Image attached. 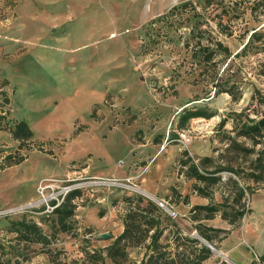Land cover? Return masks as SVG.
<instances>
[{"label":"rangeland","instance_id":"rangeland-1","mask_svg":"<svg viewBox=\"0 0 264 264\" xmlns=\"http://www.w3.org/2000/svg\"><path fill=\"white\" fill-rule=\"evenodd\" d=\"M235 1L240 3L239 18H228L227 14L219 18L222 10L229 11V16L234 15V9L229 8L235 6ZM204 2L0 0V103L2 91L9 99L8 106L0 107L1 122L3 126H10L12 121H24L33 133L32 142L20 143L12 141L7 130L0 131V165H8L19 157L27 160L22 161L21 166L0 170V264H50L45 249L58 251L60 261L75 262L82 260L83 248L87 245L90 249L109 246L113 236L108 234V238H102L109 230V213L114 211L124 216L123 198L126 196L150 200L139 185L138 177L153 158L136 162L139 169L127 178L106 176L115 168L120 172L129 165L130 160L125 155L130 142L135 145L153 140L164 149L178 145L180 155L187 151L195 163L203 157H213L235 168V173L220 174L221 183L206 187L204 182L186 177V168H180L177 163L179 155L169 170L170 175L178 178L174 182L176 188L170 189L167 201L170 205L183 200L178 190L181 187L210 205L220 204L231 191L227 179L232 178L250 189L245 191L239 208L246 214L250 201L253 215L262 216L264 192L253 193L264 187V181L256 184L246 176L260 146L246 156L240 151L226 150L229 139L224 136L234 138L233 128H240L241 122L246 120L245 116L235 117V113L244 110L249 118L258 120L264 112V106L256 100L250 103L255 89L264 94V0H212L208 6ZM183 4L187 7L182 9ZM251 7L256 8L254 16L250 14ZM173 8L179 9L173 11ZM53 15L64 19L58 28L47 27L53 23ZM40 25L45 28L41 30ZM49 28L56 29L53 34L56 39L41 36V31ZM253 32L263 37L253 40L245 52H241ZM49 33H53L52 30ZM217 40L232 53L228 60L221 54L216 59L220 73L226 69L224 78L236 81L242 91L237 102L225 93L214 96L212 77L202 72L198 64L201 56L191 57V51L199 50L196 42L212 49ZM237 53L239 56L234 57ZM184 109H199L215 116L192 119L180 128L178 120ZM223 118L227 119L223 128L227 133L217 131ZM183 131L190 135L187 144L178 141ZM237 140L251 146L249 139ZM66 146H69L68 159L75 156L79 162L68 164L61 178L45 177L52 168L62 164ZM5 157L10 159L5 160ZM93 164L102 167L99 170L102 177H96ZM35 166L37 172H33ZM38 180L51 185L44 191L45 200L37 186L34 192L30 191ZM194 186L207 190L209 196L203 197ZM67 187L79 192L74 199L77 202L74 230L58 233L56 240L45 249L32 245L31 251L26 252L31 258L23 261L16 256L23 245H16L14 235L7 232L9 221L25 216L50 234L49 220L55 217L47 205L55 204V197L60 201ZM95 206L98 214L103 212L102 216L107 217L99 226L84 222L83 209ZM194 216L198 220H193ZM217 217L218 214L214 219ZM189 218L193 223L177 218L182 225L178 234L173 227L168 228L171 234L166 252L173 255L176 264H194L199 247L187 240L197 239L210 250L202 264H225L220 263V260L226 261L220 241L226 234L210 231L212 241L207 242L210 248L195 230L198 226L195 223L205 220L204 213ZM144 252V245L129 248L122 264H141ZM105 264L112 263L106 260Z\"/></svg>","mask_w":264,"mask_h":264},{"label":"trees","instance_id":"trees-1","mask_svg":"<svg viewBox=\"0 0 264 264\" xmlns=\"http://www.w3.org/2000/svg\"><path fill=\"white\" fill-rule=\"evenodd\" d=\"M224 2L225 0H220ZM231 1V0H228ZM212 0H205V5H210ZM237 1H235L236 3ZM240 3H236L235 6L229 8L234 9V15L229 16V11L222 10L220 17L227 14L228 18H239L240 14L237 10L239 9ZM187 4H183L181 8H186ZM179 8H173V11ZM256 8H250V14L254 16V11ZM198 25H196L197 27ZM191 38H193V31L190 33ZM199 35V34H198ZM228 35V34H226ZM257 32L250 34L248 41L243 45L241 52H245V49L249 43L253 42L255 39L262 38ZM199 48L198 52L191 51V57L197 58V55L201 56L202 61H198L200 67H202V72L210 73L213 85L214 96H218L222 93L229 95L233 102H237L241 96L242 91L240 90L236 81L224 78L226 69L220 73L219 66L220 63L216 59L218 54H221L225 60L232 57V53L228 47L224 46L220 41H216L213 48H208L209 46H203L199 44V41L195 43ZM185 47L188 48V42L185 43ZM238 57L237 53L234 57ZM223 61V60H222ZM197 64V65H198ZM228 66V65H227ZM226 66V67H227ZM228 72V71H227ZM6 84V81L2 82ZM3 97L2 105H9V99L4 91L1 92ZM257 102V104L264 106V94L255 89L250 98V103ZM214 113H208L199 109H184L182 114L179 116L178 127L185 126L190 120L196 118L210 119L214 117ZM235 117L239 118L245 116V122H241L240 128H233L235 133L234 138H229L224 136L228 140V145L226 150L240 151L246 156H250L255 152V147L260 146V151L257 152L256 157L250 161L251 170L246 174L247 178L254 183H259L264 181V112L260 119L255 120L249 118L248 115L244 114V110L240 113H235ZM3 116H0V131L7 130L13 140L19 141L20 143H29L33 140V133L29 126L24 121H12L10 126H3L2 121ZM227 119L223 118L219 122L218 130H224V126ZM216 131V134H218ZM238 138L249 139L251 146L247 147L245 143L239 142ZM5 160L10 159L5 157ZM24 161L23 157H19L13 162H8V165H0V170L12 165H18ZM180 168H186V177L189 179H194L196 181L204 182L206 187L214 186L221 183L222 178L220 174L222 172L235 173V168L230 165H224L217 158L213 157H203L199 159L198 163L189 157L187 151H183L180 158L177 161ZM227 184L231 186V191L227 197L223 198L222 202L217 205H206V206H194L191 208V215H196L200 212L204 213L205 220L213 219L215 215L220 214V217L227 221L230 225L238 224V222L245 215L241 202L245 198V191H250L249 186H240L239 183L232 178L227 179ZM195 191L200 193L203 197H208L209 194L207 190L194 186ZM79 192L73 190L67 193L63 201L59 206L55 207L51 211V215L55 218L49 220V228L51 230L50 234L43 232L40 225L34 220H28L25 216L15 221H9V227L7 232L14 235L13 241L16 245H23V248L19 250L16 256H19L23 261H28L31 255L26 253L28 250L31 251L32 245H40L43 249L50 246L57 238L58 233H68L74 230V212L76 209V204L73 202L77 198ZM188 196L183 198V203H188ZM230 198L232 201L230 202ZM126 203L125 214L122 218L123 220V232L117 236L112 243L103 249H90L89 245L83 248L84 257L80 261L75 262H65L60 261V253L58 251H49L45 249L46 253L49 255L50 264H105L106 260L110 261L112 264H122L125 262L128 256V249L139 247L144 245L145 252L141 259V264H176L177 261L173 255L166 252V248L169 247L168 238L170 236V230L166 232V229L173 227L174 233H180L179 228L175 224L171 216L163 211L158 205L150 200H145L141 196H126L123 198ZM54 205V204H53ZM52 205V206H53ZM240 205V206H238ZM44 208H41L43 211ZM102 216L103 212H99ZM193 220H198L196 216L192 218ZM198 235L206 242L211 243L212 237L208 234L211 232H219L227 234L224 230L214 229L211 227H206L202 224H198L196 227ZM148 241V242H147ZM187 241L192 242L194 245H198V254L194 258V264H202L209 254L210 250L202 245L197 239H188ZM147 242V243H146ZM146 243V244H145ZM104 253V254H103ZM183 261V260H182Z\"/></svg>","mask_w":264,"mask_h":264},{"label":"crops","instance_id":"crops-1","mask_svg":"<svg viewBox=\"0 0 264 264\" xmlns=\"http://www.w3.org/2000/svg\"><path fill=\"white\" fill-rule=\"evenodd\" d=\"M51 17H53V20H51L53 21V23L48 24L47 27L54 25L55 28H58V26L60 25L59 22H61L62 19H59V15H53ZM56 18H58V20H56ZM44 19L45 18H43L42 20L39 19V21L41 22ZM62 22H64V19L62 20ZM44 28L45 27L43 25H40L41 30ZM50 30H52L53 33H49ZM41 32L43 33L41 34V36L46 35V37H48L49 39H56L53 38V36H56V34L53 35L56 32V29L54 30L49 28L47 31L45 30ZM63 36L64 35H62V37ZM160 145L161 143L155 142L153 140H143L142 142H139L135 145H133L132 142L128 143V146H126L127 150L125 156L127 160H130L129 165L127 166L126 163L125 167H127L120 172L117 170L118 168H115L109 173H107L110 175L106 176H112L114 178L119 179L127 178L129 174L135 173L139 169V167H136L135 165L136 162H143L149 158H153L151 163L147 164L144 173H142L138 177V183L142 187L144 193L147 194L148 198L152 200L156 205H158L157 201H161L164 203L165 207L160 208L166 213L172 212L173 217L175 219L174 222L177 227L179 226L178 228H180L182 227V225L179 223V220L177 218H185L193 223V220L189 218V216L191 215V208L194 206H206L208 205V202L206 200L198 199L197 196L192 195V191H189L187 188L182 187L180 189H177L179 190V194L182 196V198L189 195L188 203H183V201H177L170 205L167 202L168 200H170V189L172 187L176 188L174 182H177L178 180V178L174 174H169V170L174 164V162H176L181 150L178 145H169L163 150V152H160ZM68 148L69 146H66L64 150V155L61 158L62 160L60 161V163L62 164H59V167L57 166L56 169L52 168L51 173L48 176L46 175L45 177L61 178L65 176L68 164L79 162L77 161L79 160V158H76L75 156H72L68 159V156L66 155ZM206 151L207 148L204 150V153H206ZM26 161H24L23 163H25ZM23 163H20L19 166L23 165ZM93 168L96 177L103 176V173L99 172V170H101L100 168L102 167H96L93 164ZM8 169L9 168H7V170ZM37 170V166H35L33 168V172H37ZM40 182L42 181L38 180L34 183V185H32V189L30 190L31 193L34 192L36 186H39ZM262 192H264V187L259 190H256L253 194L256 195ZM253 194H251V196ZM251 196H249V199L251 198ZM73 202L77 206V202H75V200ZM252 207L253 206L251 205V202L248 201L247 212L236 227L230 225L227 221L223 220L220 217V214H218L217 220L213 218L208 220L197 221V224L195 223V225L202 224L206 227L224 230L227 232L225 237L222 238V240L220 241V250L225 256L226 261L220 260V263L224 262L225 264H264V212H262L261 217L258 215L254 216L252 213ZM83 210L84 222H86L87 224L92 226H99L101 225V223H105H103L102 221H105L107 217H103L104 215L99 216V210L97 206ZM108 217L109 218L107 219L110 224L108 228L109 230H107L103 234H111L113 236V239H115L123 232V216L120 213L117 215L116 212L112 211L109 213ZM167 231L168 229H166L165 233H167Z\"/></svg>","mask_w":264,"mask_h":264},{"label":"built area","instance_id":"built-area-1","mask_svg":"<svg viewBox=\"0 0 264 264\" xmlns=\"http://www.w3.org/2000/svg\"><path fill=\"white\" fill-rule=\"evenodd\" d=\"M179 137H180V139L178 140L179 142H181V143H183V144H187L190 140V135H189V133L188 132H185V131H183L181 134H179ZM167 141V140H166ZM164 149V146H162L161 148H160V151H162ZM47 181H42V182H40V184H39V186L37 187L38 188V193L42 196V198H43V200H45V197H44V191H46V190H48V189H50L51 188V185L50 184H48V183H46ZM114 182V181H113ZM74 189L73 188H71V187H67V188H65V190H64V194H63V196L61 197V200L59 201L58 200V197H55L54 198V200L56 201V203L53 205V206H51V207H49L48 205H47V207L49 208V209H51V210H53L55 207H57V206H59L60 205V203L63 201V198H64V196L67 194V193H69V192H71V191H73ZM157 204H158V206L159 207H165V205H164V203L163 202H161V201H157ZM171 213V215L173 216V213L172 212H170ZM210 248H212L211 246H210Z\"/></svg>","mask_w":264,"mask_h":264},{"label":"water","instance_id":"water-1","mask_svg":"<svg viewBox=\"0 0 264 264\" xmlns=\"http://www.w3.org/2000/svg\"><path fill=\"white\" fill-rule=\"evenodd\" d=\"M109 237V235L108 234H103L102 235V238L103 239H106V238H108ZM205 244H207V242L206 241H204L203 239H201ZM209 247H210V245L209 244H207Z\"/></svg>","mask_w":264,"mask_h":264}]
</instances>
